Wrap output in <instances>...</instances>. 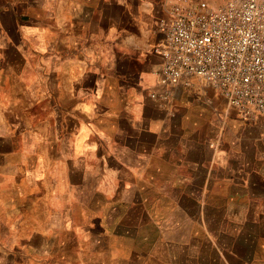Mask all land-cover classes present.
Listing matches in <instances>:
<instances>
[{
    "label": "crops",
    "instance_id": "crops-1",
    "mask_svg": "<svg viewBox=\"0 0 264 264\" xmlns=\"http://www.w3.org/2000/svg\"><path fill=\"white\" fill-rule=\"evenodd\" d=\"M165 2L0 0V32L11 18L16 32L59 33L92 79L85 125L79 107L54 137L32 117L0 133V243L21 240L4 254L14 264H264V120L196 76L167 102L150 97ZM5 144L27 154L34 185L5 171Z\"/></svg>",
    "mask_w": 264,
    "mask_h": 264
},
{
    "label": "built area",
    "instance_id": "built-area-1",
    "mask_svg": "<svg viewBox=\"0 0 264 264\" xmlns=\"http://www.w3.org/2000/svg\"><path fill=\"white\" fill-rule=\"evenodd\" d=\"M158 28L163 60L152 99L167 102L196 76L243 118L264 120V0H166Z\"/></svg>",
    "mask_w": 264,
    "mask_h": 264
},
{
    "label": "rangeland",
    "instance_id": "rangeland-1",
    "mask_svg": "<svg viewBox=\"0 0 264 264\" xmlns=\"http://www.w3.org/2000/svg\"><path fill=\"white\" fill-rule=\"evenodd\" d=\"M208 1L216 6L223 4L226 0ZM11 23V18H7L6 21L4 18V31L0 32V133L11 136L16 126L26 128L30 125L32 117V119L49 121L51 137H54L53 129L58 126L57 122L66 114L74 115L75 110L80 109L79 107L84 112L82 120L85 125L86 121H89L87 115L91 110L90 101L93 99L91 92L87 90L92 79L89 76L87 80L85 78L81 80V72L85 71V66L77 65L71 60L75 57L74 50L63 48V44L59 43V33L53 30L46 33L16 32V26ZM98 56V53L94 55V57ZM76 75H79L77 82ZM101 85L103 88L106 81L101 82ZM159 87L158 82L157 88ZM76 89L82 90L83 96L75 97ZM67 121L73 122L74 119L69 118ZM38 126L42 129L41 131L49 130L47 124L41 123ZM23 132L26 133V130ZM8 147L12 148V151L3 158L5 171L22 172L21 182L26 185L29 181L34 185L33 172H27L29 166L27 154L21 150L18 154H14L12 145L3 146V148ZM84 162L83 160L85 169ZM61 164L62 162L58 161H47V166L53 170L52 172H62L64 167ZM77 164L78 161H68L67 168L74 169ZM0 200L4 202L1 196ZM0 213H2L0 215L2 220L4 216L2 207H0ZM23 222L26 223V219ZM8 230V226L0 225L2 234L7 235ZM3 242L0 243L2 247L0 264H14L15 257L6 258L4 254L9 248L18 245V242L21 243V240Z\"/></svg>",
    "mask_w": 264,
    "mask_h": 264
}]
</instances>
